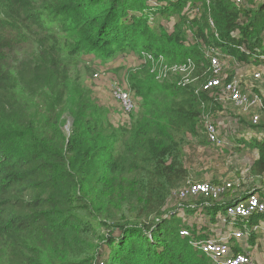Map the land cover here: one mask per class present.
Returning <instances> with one entry per match:
<instances>
[{
    "label": "trees",
    "instance_id": "16d2710c",
    "mask_svg": "<svg viewBox=\"0 0 264 264\" xmlns=\"http://www.w3.org/2000/svg\"><path fill=\"white\" fill-rule=\"evenodd\" d=\"M150 1L0 0V264H213L193 244L234 230L235 202L254 193L264 203V119L236 115L235 151L256 153L254 180L219 198L173 197L190 181L191 137L223 110L220 90L204 89L207 52L220 51L223 72L263 68L264 1ZM177 16L172 31L153 20ZM130 55L138 64L115 66ZM90 64L131 94L133 114L111 95L107 105L94 98L95 83H83Z\"/></svg>",
    "mask_w": 264,
    "mask_h": 264
},
{
    "label": "rangeland",
    "instance_id": "374dc122",
    "mask_svg": "<svg viewBox=\"0 0 264 264\" xmlns=\"http://www.w3.org/2000/svg\"><path fill=\"white\" fill-rule=\"evenodd\" d=\"M261 1L262 0H253L252 2L258 4ZM149 5L154 7L157 5V2L155 0L150 1ZM153 20L156 21V24H163L167 31H172V27L177 22L178 16L172 18L169 21H166L165 19L159 17L157 18L153 17ZM189 37L188 38L192 40L193 37L192 34L189 33ZM88 60H91V58L90 57L86 58L87 63H89ZM134 61L138 64V60L135 59V56L130 55L125 57H119L114 62V64L115 66H118L121 63L128 64L131 62L133 63ZM92 63L97 64V62L96 61L94 62V60ZM90 66L94 70L95 75L93 76V78L91 76H87L83 78V83L85 85L86 84L91 85L92 83H95L96 86L93 91L94 98L99 99V101H101L102 104L107 105L111 95V82H114L113 81L114 79L113 80L101 79V76H99V78L97 79L95 76L101 75L102 69L101 71L97 72L96 65L90 64ZM77 69L78 68H74L72 70L71 77L78 78ZM227 72L228 74L233 72L234 77H236V79L240 81L241 87L243 88L245 93L252 96L256 95L257 97H259L261 103L264 106V97H262V95L260 94V90L262 89L264 90V80L256 81L255 79H253V72H254L253 67L251 66L231 67L229 65L228 70L223 72L224 77L228 75ZM181 73L184 74V78H189L190 75H192V72L189 69H186L184 70V72ZM111 77L118 79L113 75H111ZM161 78L163 77L159 76V79ZM122 79L123 78L120 77L119 80L122 81ZM216 103L220 104L223 110H217V111L214 110V112L212 110L210 111V113L206 114V117L211 119V122L216 125L219 136L223 141H225V144L219 148L211 144L208 141L209 138L206 134L205 120L204 122H201L200 124L201 128H199L197 134L198 136L191 137L193 146L187 147L185 150L186 164L191 173L190 181L188 183L213 184L212 181L217 180L222 184L234 185L236 183L238 184L239 179L241 177L242 178L248 177L250 178L251 181H253L254 179L253 177L250 176L252 172L250 171L249 167L257 156L254 151L248 152L245 150L242 154H239L235 151L236 150L235 147L237 146L236 143H234V138H236L235 132L239 130L240 126L236 121L237 118L233 117L234 115H236V117H245L244 119L250 120L252 118V115L236 110L230 104L221 103L220 101ZM115 112L118 111L115 110ZM119 112L121 113V110H119ZM118 115L119 114L113 112L111 114V117L114 116L115 120H119L120 117H117ZM126 120L127 117L126 115H124V117H121V121L118 122L116 125H118L119 123L121 124ZM72 123L73 122L70 118H66V125L64 127V131L67 135L70 134ZM239 147H245V146L241 145ZM189 221L191 222L192 220ZM259 221L264 222V220H258V222ZM222 222L226 223V219H223ZM256 223L257 222L255 220L254 223H251L250 221L242 222L239 220L238 223L233 224L234 226L229 227V228L233 227L238 232L243 230L242 231L243 233L245 232V234H248L246 235L245 238H243L244 237L243 233H241L240 238L238 239L234 238L233 232L235 230L232 229L224 233L222 232V230L216 231V235L218 236V239L220 238L221 240H227L228 242L232 243L233 247H238V248L243 247V251H245L248 255H252L255 252H258L260 255H262L263 253L262 261L258 259L255 260H256V264H264V248L262 249L263 247L262 244H264V238L262 237L264 236V231L262 229V226L260 225L261 222H259L258 224ZM255 235L259 236V239H257V242L255 243V245H253V243L256 241V239L254 238ZM228 236L230 238H226ZM257 247H259L260 249H258Z\"/></svg>",
    "mask_w": 264,
    "mask_h": 264
},
{
    "label": "built area",
    "instance_id": "2783aa9c",
    "mask_svg": "<svg viewBox=\"0 0 264 264\" xmlns=\"http://www.w3.org/2000/svg\"><path fill=\"white\" fill-rule=\"evenodd\" d=\"M185 1L188 3H193L195 0ZM236 1L238 3L241 2V0ZM211 24L213 25V23ZM207 57L211 63V71L214 75V78L206 84L204 89L208 91L214 89L220 90L215 95L218 101L221 103L230 104L236 110L252 115L250 120H252L254 125H258L261 120L264 119V106L261 103L260 98L256 95L252 96L245 93L241 87L240 81H238L236 78L228 83L222 82L221 76L224 67L220 59L221 53L218 49H210L207 52ZM184 70L185 69H181L182 72H184ZM95 77L98 78L99 75H96ZM253 79L256 81L264 80V67L254 69ZM111 96L119 104L121 110L125 114L131 115L136 111V105L131 97V94L117 81L111 82ZM205 129L209 138L208 141L211 144L217 148L222 147L225 144V141H223L219 136L216 125L212 123L211 119L208 117H205ZM232 187L233 185L231 184L214 185L207 183H188L184 188L174 191L173 197H176L180 200H185L199 195L219 198ZM226 215L232 221L230 223L231 226H234L233 224L238 223L239 220L242 222H249L250 218L255 215H264V203L261 202L257 195L252 193L247 197L246 200L242 199L235 202L233 206L228 208ZM226 223H228V220H226ZM234 230L233 237L237 239L240 238L243 230L240 232H238L236 229ZM243 234V238L248 235L245 234V232ZM181 235L189 236V232L187 230H183ZM226 238L230 237L228 236ZM193 245L206 257H208L213 264H252L251 257L244 251L234 253L227 240H221L220 238L210 239L208 241L194 243ZM240 249H243V247H240Z\"/></svg>",
    "mask_w": 264,
    "mask_h": 264
},
{
    "label": "crops",
    "instance_id": "0c3cea01",
    "mask_svg": "<svg viewBox=\"0 0 264 264\" xmlns=\"http://www.w3.org/2000/svg\"><path fill=\"white\" fill-rule=\"evenodd\" d=\"M260 94L262 95V97H264V90L263 89L260 90ZM260 222H261L260 225L262 226V229L264 231V222L263 221H260ZM262 258H263V255H260V254L257 257V259L260 260V261H262Z\"/></svg>",
    "mask_w": 264,
    "mask_h": 264
}]
</instances>
